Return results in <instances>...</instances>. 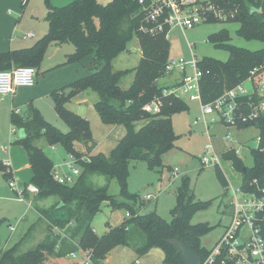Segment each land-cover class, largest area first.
Here are the masks:
<instances>
[{
	"label": "trees",
	"instance_id": "trees-1",
	"mask_svg": "<svg viewBox=\"0 0 264 264\" xmlns=\"http://www.w3.org/2000/svg\"><path fill=\"white\" fill-rule=\"evenodd\" d=\"M207 1L225 13L234 14L227 21L239 23V36L264 42V0ZM46 7L48 32L30 47L0 53V70L22 66L39 69L47 48L51 44L64 43L75 46V51L67 55V61L91 55L94 68L89 76L52 92L55 110L69 126L67 132L49 122L33 103L27 107L28 117L12 112L13 126L25 132L17 142L28 152L32 169L29 184L39 189L34 199L55 196L58 200L50 209L39 210V221L47 224L48 236L26 252H18L20 243L1 252L0 264H58L59 258L70 256L81 248L92 249L95 263L104 264L110 252L118 246L132 247L139 256L160 247L164 251V264H185L183 255L172 243L175 240L182 241L205 261L210 251L202 246L201 236L210 230V226L191 224L190 218L194 211L207 207L211 201L196 199L188 176L182 178L176 194L178 203L172 221H167L156 211L141 212L136 204L138 196L128 190L131 161L146 160L152 167L162 166L164 155L175 147L178 139L173 116L188 107L186 100L173 94L164 95L169 86L160 83L170 58V40L164 33L150 34L142 29L149 24L145 6L140 0H112L108 3L73 0L62 6H54L46 0ZM216 21L221 20L211 18L208 22ZM134 38L138 39L141 49L139 65L131 70H114L112 61L128 48ZM209 40L216 48L228 51L229 58L226 61L210 56L200 58L202 103L212 102L225 91L245 82L253 69L264 64V47L249 50L232 44L228 28L211 33ZM131 71L135 73L134 81L125 89L120 81ZM85 90L99 95L95 108L103 123L126 128L125 135L109 153H91L95 141L89 121L68 108L71 99ZM155 98L162 101L161 112H146L144 105ZM247 100L239 98L244 112L249 110ZM139 122L143 123L137 128ZM249 126L260 130L259 147L252 150L254 165L246 166L233 147L223 153L224 158L231 160L241 173L246 190L253 189L254 179L264 183V115L248 122H238L239 128ZM41 137H45L50 145L63 146L76 159L81 174L75 184H62L54 178V161L36 143ZM81 146L87 148V152L81 150ZM85 156L90 160L83 158ZM215 167L220 181L226 186L228 181L223 170L220 166ZM8 169L9 166L0 161V170L10 180ZM94 175L117 179L125 200L111 194L108 186H94L90 182ZM104 203L114 211L126 208L130 217L116 226L109 225L100 236L92 222ZM179 211L183 215L181 218L177 217ZM261 227L264 235V220Z\"/></svg>",
	"mask_w": 264,
	"mask_h": 264
},
{
	"label": "rangeland",
	"instance_id": "rangeland-1",
	"mask_svg": "<svg viewBox=\"0 0 264 264\" xmlns=\"http://www.w3.org/2000/svg\"><path fill=\"white\" fill-rule=\"evenodd\" d=\"M33 6L42 8L46 5V0H32ZM111 1V0H109ZM28 1L23 0V5ZM239 23L231 21L204 22L185 32L179 28L172 29L170 32V57L190 58L192 53L198 58L205 56L214 57L223 61L228 60L229 52L219 49L209 40V35L222 28H228L231 35V43L249 50H258L264 47V42L259 40H249L238 35L237 30ZM25 33L24 29L21 34ZM192 44V48L190 47ZM75 51L72 43H66L62 46L55 47L50 45L39 68L37 77L42 81L52 79L57 82V89H61L68 84L89 76L93 71V56L87 55L81 59L67 61V55ZM141 60V49L137 38L128 45V48L121 52L113 61L114 70L133 69L139 65ZM179 76L178 72L173 71L165 74L160 79V83L165 84L175 81ZM135 73L133 71L125 74L120 81L123 88H129L134 81ZM246 87H250V81L244 82ZM99 99V95L92 91L86 90L74 98L69 103V109L74 113L86 118L91 126L93 138L96 140L95 148L97 152L109 153L117 142L125 135L126 128L123 125H107L103 123L95 108V102ZM188 107L174 114L173 125L178 135L175 147L166 153L163 157L162 166L152 167L146 160H133L130 163L128 176V190L130 193L138 196L137 206L143 213L156 211L167 221H172L174 210L177 206V192L179 191L182 178L188 176L191 187L194 190L196 199L202 201H211V203L203 208L194 211L191 215V224H206L210 226V230L201 236L202 246L208 251H212L218 244L221 237L227 229L234 211V197L228 191L229 184L226 186L220 181L216 167L213 165H205L202 162L203 155L206 154V145L210 142L214 144L220 156V167L223 170L226 180H230L234 186L241 183L242 177L239 171L235 169L231 160L224 158L223 153L235 148L239 150L238 156L243 163L252 167L254 165V157L252 150L259 147L258 136L260 130L256 126L239 128L233 125H227L220 121L217 113L207 116L203 115L202 102L199 98H186ZM43 109L44 117L53 125L63 132L69 130L68 124L59 117L53 105L52 96L42 98L37 102ZM37 106L36 104H34ZM20 112V110H18ZM23 117H28L27 107L20 113ZM143 122H139L137 128ZM13 125V124H12ZM9 123L8 136L14 139L20 137L21 130ZM16 129V133L12 130ZM10 132L12 135H10ZM23 134V133H22ZM230 134L235 141L226 140L225 136ZM0 138H2V130H0ZM212 139V140H211ZM37 145L42 147L46 154L64 169V163L71 159V155L61 145H50L45 137H41L36 141ZM93 147V148H94ZM1 150V146H0ZM87 152V151H84ZM177 170L175 174L174 170ZM90 182L96 187L108 186L109 192L115 195L119 200H125L121 195V185L117 179H109L105 175H94ZM11 189L10 180L6 179L0 172L1 190ZM11 187V188H10ZM152 194L154 199L146 200L145 196ZM16 195V194H15ZM17 196V195H16ZM32 200V206L29 207L28 201L23 202L24 209L30 211V215L26 218V224H22L20 235L17 240L7 241V237H2L0 242L1 249H10L19 243L29 232V230L39 221V213L42 208L50 209L57 203V197L48 196L42 199ZM143 203V204H142ZM142 204V205H141ZM12 208L6 202L0 200V226H2L3 235L9 234L7 226L9 221L13 220L17 208ZM130 217V213L126 208L113 210V208L104 203L102 209L93 219L92 227L98 235H103L109 225L116 226ZM17 219V218H15ZM17 225V224H16ZM8 230V231H7ZM48 226L45 222L39 221L35 225L25 241L19 246L18 252H26L36 247L48 234ZM138 260L137 264H164V251L160 247L152 248L148 253L139 256L136 251L129 246L116 247L107 264H130ZM58 264H73L75 259L72 256L59 258Z\"/></svg>",
	"mask_w": 264,
	"mask_h": 264
},
{
	"label": "built area",
	"instance_id": "built-area-1",
	"mask_svg": "<svg viewBox=\"0 0 264 264\" xmlns=\"http://www.w3.org/2000/svg\"><path fill=\"white\" fill-rule=\"evenodd\" d=\"M145 6L146 22L149 26L142 29L150 34L164 33L170 38L172 29H181L184 32L195 26L208 22L211 18L226 21L234 14L225 13L212 2L205 0H140ZM28 36H33L30 33ZM192 44L190 47L192 48ZM199 60L192 53L190 58L170 57L165 72L176 71L179 76L172 85L164 90V95L173 94L186 100L199 98L202 102L200 80L203 71L199 67ZM38 69L33 66L13 67L0 70V95H13L18 88L33 86L36 83ZM250 87L244 82L237 87L225 91L220 97L209 103H202L204 116L217 113L220 121L227 125L238 127V122H248L260 115H264V64L251 71ZM245 81V82H246ZM248 98L247 112L243 111L242 102L239 98ZM143 109L152 114L161 112L162 101L155 98L144 105ZM19 113L18 110H15ZM15 128L13 131L15 132ZM226 140L235 141L227 134ZM212 140V139H211ZM261 138L258 136V143ZM236 154L239 150L235 149ZM90 160L89 157H83ZM220 156L212 142L206 145V154L202 157L205 165L220 166ZM8 171H11L10 165ZM62 170L60 165H55L54 178L62 183L73 185L81 174V167L71 155V159L64 163ZM177 168L174 170L177 173ZM228 191L234 197V211L232 220L221 237L218 244L210 252L202 264H264V235L261 223L264 220V183L258 179L252 182L253 189L243 188V182L237 186L228 180ZM10 186L17 191L20 199H25V190L37 194L39 189L33 184H27L25 189L17 187L14 178L10 179ZM146 200L154 199L152 194L145 196ZM55 231L61 232L58 228ZM77 264H96L92 249H79L70 254Z\"/></svg>",
	"mask_w": 264,
	"mask_h": 264
},
{
	"label": "crops",
	"instance_id": "crops-1",
	"mask_svg": "<svg viewBox=\"0 0 264 264\" xmlns=\"http://www.w3.org/2000/svg\"><path fill=\"white\" fill-rule=\"evenodd\" d=\"M50 1L54 6H62L70 3L73 0H50ZM98 1L101 3L110 2L109 0H98ZM22 2L23 0H0V53L8 52L14 49L30 47L48 32L49 24L46 20V14H47L46 5L43 6L42 8L40 6L36 8L32 5L33 4L32 0H29L24 5ZM22 29H24L25 33L21 34ZM30 33H33V36H28ZM64 44L61 45L51 44V45L55 47H59ZM38 73H39V69H38ZM173 83L174 81H172L171 83L166 82L165 85L168 86V85H172ZM56 84L57 82L56 81L53 82L52 79L42 81L40 76V78L38 77L36 78V83L33 86L20 87L18 88L17 92L13 95H0V130H2V138H0V146H1L0 161L10 165L12 171L11 178L15 179L17 187L19 189H25L27 184H29L30 179L32 177V169H31L27 150L17 142L18 139H14L12 137L13 135L11 134V132L10 135L12 136H8L7 131L9 129V123L11 122L12 125V121H11L12 112L15 110H20L19 113H21L24 108L28 107L30 103H33L36 104L37 107L40 109V111L43 113L44 111L42 107L38 105L37 102L42 100V98H45L47 96H52V92L57 89ZM82 93L83 91L77 94L76 96ZM52 101H53V105L55 106L53 97H52ZM69 103L67 104L68 108H69ZM12 132L16 133V130L15 132L12 130ZM24 136H25V132L21 130L19 139ZM94 141L96 142V140ZM96 148L94 147L91 153L94 154L98 153L96 151ZM86 149L87 148L81 146V150L85 151ZM0 172L5 177L4 172L1 170ZM3 188L5 189L1 190L0 188V200L6 202L9 206H11L12 208L10 209L17 208L18 211L17 213L13 214L14 215L13 220H17V222H15L14 224L13 222L9 221V224L7 226V229L9 230V231L7 230L9 232L8 235L7 234L3 235L2 226H0V242L2 240V237L5 238L7 237V241L11 242L19 238V235L21 234L20 233L21 225L26 224L25 217H28L30 215V211L28 209L25 210L24 207L22 206L23 205L22 203L28 201V205L29 207H31L33 204L32 200H28V199L31 198L35 201L34 197L36 194L31 193L28 190H25L24 193L25 199L22 200L18 196L17 191L14 190L13 188L10 187L17 196L13 194V192L10 189L6 190L5 184L3 185ZM40 216L41 215L39 213V217ZM49 233L50 231L48 232V234ZM27 234L26 236H28ZM48 234L46 235V237L48 236ZM26 236L19 242L20 244L25 241ZM5 250L6 249H1L0 253ZM112 251L105 259L104 264L109 263V259L111 257ZM135 262L137 264L138 260H136ZM73 264H77V260H75Z\"/></svg>",
	"mask_w": 264,
	"mask_h": 264
},
{
	"label": "water",
	"instance_id": "water-1",
	"mask_svg": "<svg viewBox=\"0 0 264 264\" xmlns=\"http://www.w3.org/2000/svg\"><path fill=\"white\" fill-rule=\"evenodd\" d=\"M182 212L179 211L177 217L181 218ZM173 245L176 247L178 253L183 255L185 264H202V258L199 254L190 250L186 247V245L179 240L172 241Z\"/></svg>",
	"mask_w": 264,
	"mask_h": 264
}]
</instances>
